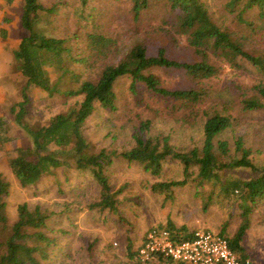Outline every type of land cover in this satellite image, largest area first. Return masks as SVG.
I'll list each match as a JSON object with an SVG mask.
<instances>
[{
    "label": "trees",
    "instance_id": "16d2710c",
    "mask_svg": "<svg viewBox=\"0 0 264 264\" xmlns=\"http://www.w3.org/2000/svg\"><path fill=\"white\" fill-rule=\"evenodd\" d=\"M108 1L79 0L83 8L77 15L80 25L91 18L101 28L84 32L83 37L75 32L56 36L43 30L41 14L54 15L61 0L50 4L43 0L23 1L20 23L25 33L13 54L26 83L21 89V99L11 105L10 110L30 140L6 149L7 164L22 187L36 185L51 175L58 187L72 189L76 186L77 191H84L87 183L83 176L80 177L84 183L78 188L64 168L89 173L96 192L84 191L89 192L88 199L92 200L88 206L122 219L117 194L124 184L112 189L108 168L117 160H126L138 162L145 171L158 175L166 160L177 159L183 165L182 177L155 181L150 185L151 190L170 194L173 188L184 185L194 175L198 186L211 182L212 190L217 186L225 195L235 192L242 221L229 242L232 248L240 247V239L249 226L251 209L264 200V166L255 164L252 149L244 145L240 136L235 137L233 147L225 139H216L232 124L233 116L217 108L208 111L207 103L216 98L225 103L223 91H226L228 98L240 102L242 108H264V49L247 45L249 40H255L252 33L258 28L256 18L264 19V0L225 2L224 9L234 15L238 30L221 23L206 0ZM251 14H255V19ZM245 29L251 34H243ZM174 42L184 43L195 56L190 59L170 56ZM115 56L117 59L113 61ZM223 66L232 68L236 76L241 75L243 69L245 82L239 84L231 75L222 86L211 82L222 77ZM156 67L180 68L194 83L183 88L168 87L149 70ZM51 71L56 73L54 79ZM122 76L130 77L132 92L137 91L140 83L158 95L182 100L193 106L191 111L204 116L200 147L179 149L171 144L169 134H148L151 122L146 118L134 128L129 146L93 149L84 132V123L97 107H117L115 83ZM31 87L45 91L49 97L61 98L62 109L43 123L25 120L31 105ZM11 138L9 126L0 118V149H5ZM238 167H247L258 174L222 179L223 170ZM58 168L62 179L56 177ZM9 190L10 182L0 172V264H56L61 251L58 232L63 229L54 226L52 220L72 207L65 202L60 212H56L39 203L22 201L16 207V218L10 220L6 209ZM152 226H165L183 236L193 230L177 226L170 219L166 223L152 224L147 230ZM142 239L133 250L128 242L127 253L131 257H137ZM137 259V263H145Z\"/></svg>",
    "mask_w": 264,
    "mask_h": 264
},
{
    "label": "rangeland",
    "instance_id": "374dc122",
    "mask_svg": "<svg viewBox=\"0 0 264 264\" xmlns=\"http://www.w3.org/2000/svg\"><path fill=\"white\" fill-rule=\"evenodd\" d=\"M24 0H4L0 5V14L3 12L2 34H10L11 38L21 36L25 29L20 23V13ZM57 0H43L50 4ZM92 1V0H91ZM108 3V0H101ZM215 16L221 19L233 30H238L234 15L224 9L227 0H206ZM59 10L54 15L41 14L43 30L56 36H69L72 33L83 37L84 32L95 31L99 25L88 18L86 23L80 25L77 15L82 11L79 0H61ZM256 8V7H255ZM255 11V10H254ZM5 12V13H4ZM255 19V14H251ZM114 21L115 19L112 18ZM121 19V18H120ZM119 19V20H120ZM2 20V21H3ZM122 20V19H121ZM107 23V22H106ZM75 24V25H74ZM78 24V25H77ZM40 21L36 24L39 27ZM258 28L252 33L255 40H249L255 48L264 49V19L256 18ZM7 26V27H6ZM106 26L103 25V28ZM104 30V29H103ZM243 34H251L248 29ZM19 41L16 43L18 45ZM170 56L174 58H193L195 54L184 43L174 42L170 46ZM10 59V60H9ZM117 57H113L115 61ZM244 62L242 61V64ZM1 69L6 81V99L0 103V118L9 126L12 138L6 143L5 149H0V172L10 182L7 200V213L10 220L16 218L17 205L22 201L30 204L39 203L44 207L61 210L63 203L67 202L72 209L62 211L57 219L52 220L53 225L63 229L58 232L60 238V253L56 264H142L137 263L136 256L127 253V244L131 250L140 243L147 228L155 223H166L170 219L175 225H184L188 229L199 227L209 228L231 239L240 222L242 214L237 205L236 194L225 195L219 192L211 182L197 185L193 176L182 186L173 188L170 194L155 193L150 185L158 180L178 179L182 177V163L177 159H168L163 163V168L158 175L145 171L140 163H129L126 160H117L108 168L112 189H117L124 184L121 192L117 194L119 212L122 219L108 211L90 208L92 202L89 192H96L93 180L89 173H77L72 167L64 168L69 173L70 181L79 187L84 182L90 191H77L58 187L57 181H52L47 175L36 185L22 187L7 164L6 149L12 148L17 143H26L30 140L24 128L14 119L10 110L11 105L21 99V89L26 83V77L20 73L18 62L13 53L1 58ZM150 71L160 77L162 84L168 87L183 88L194 83L180 68H150ZM223 75L220 79L211 80L222 86L227 76L231 75L234 81L244 83L246 75H237L233 69L223 66ZM15 75V77H14ZM51 78L56 73L50 72ZM130 77L122 76L115 83L118 95L117 107L108 109L97 107L84 123V132L93 145V149L100 146L121 149L131 144L134 128L143 119H150V135L169 134L170 142L179 149H189L193 146L200 147L203 140L202 125L204 116L191 111L193 106L186 105L182 100H173L163 97L146 89L143 84H137V91L129 89ZM217 86V85H215ZM247 92V91H246ZM31 105L25 115V120L45 122L53 113L62 109L61 98L47 96L46 92L31 87L29 91ZM223 98L208 100L207 109L217 108L225 114H232L233 122L217 136V140L225 139L231 147L234 139L240 136L244 145L253 151V160L258 167L264 166V108L245 109L240 102L228 98V93L223 91ZM57 178H63L59 168L55 172ZM247 167H238L222 171V179L229 177H248L257 175ZM58 175V176H57ZM83 176V181L81 177ZM58 180V179H57ZM68 190V191H66ZM198 191V192H197ZM167 196V197H165ZM207 202L206 206L203 203ZM240 247L234 250L242 255L252 257L255 264H264V200L255 205L249 215V226L240 239ZM143 264H178L165 258H153Z\"/></svg>",
    "mask_w": 264,
    "mask_h": 264
},
{
    "label": "built area",
    "instance_id": "2783aa9c",
    "mask_svg": "<svg viewBox=\"0 0 264 264\" xmlns=\"http://www.w3.org/2000/svg\"><path fill=\"white\" fill-rule=\"evenodd\" d=\"M137 257L141 261L165 258L185 264H255L252 257L236 252L226 236L203 227L183 236L165 226H152L138 247Z\"/></svg>",
    "mask_w": 264,
    "mask_h": 264
},
{
    "label": "crops",
    "instance_id": "0c3cea01",
    "mask_svg": "<svg viewBox=\"0 0 264 264\" xmlns=\"http://www.w3.org/2000/svg\"><path fill=\"white\" fill-rule=\"evenodd\" d=\"M4 4H5L4 0H0V5H4ZM1 13L3 14V12H1ZM2 14H0V61H1V58H4L5 56H7L8 53H13V49L16 47V43L18 41H20V39H21L17 36L15 37V39L11 38L10 34H4V33L2 34L1 30L5 29L3 27V25L5 23L7 25V22H4V20H3ZM5 30L9 31L10 28L5 29ZM0 67H1V64H0ZM14 77H15V75H14ZM5 82L6 81L4 80L3 71L0 68V103L4 102L6 99V87L4 84Z\"/></svg>",
    "mask_w": 264,
    "mask_h": 264
}]
</instances>
